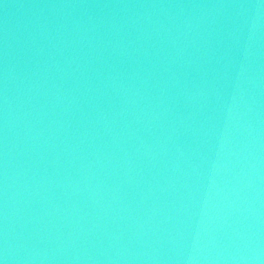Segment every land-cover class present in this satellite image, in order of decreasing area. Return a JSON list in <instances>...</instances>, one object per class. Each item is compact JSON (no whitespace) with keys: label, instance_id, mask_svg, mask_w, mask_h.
I'll return each mask as SVG.
<instances>
[{"label":"water","instance_id":"1","mask_svg":"<svg viewBox=\"0 0 264 264\" xmlns=\"http://www.w3.org/2000/svg\"><path fill=\"white\" fill-rule=\"evenodd\" d=\"M0 264H264V0H0Z\"/></svg>","mask_w":264,"mask_h":264}]
</instances>
